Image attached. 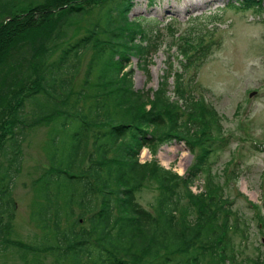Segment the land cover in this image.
<instances>
[{
  "label": "trees",
  "instance_id": "16d2710c",
  "mask_svg": "<svg viewBox=\"0 0 264 264\" xmlns=\"http://www.w3.org/2000/svg\"><path fill=\"white\" fill-rule=\"evenodd\" d=\"M89 2L0 0V251L13 245L12 188L21 144L30 129L45 125L50 166L38 181L31 212L44 233L20 245L22 264H47L46 254L50 264H173L183 255L187 264H224L232 250L217 258L212 247L232 248L231 202L209 184L202 193L190 188L208 168L218 115L193 93L195 79L185 81L181 74L200 65L211 44L199 38L195 47L184 37L179 72H171L169 62L156 88L138 90L128 66L135 57L147 71L158 30L138 18L128 21L131 0H101L95 7ZM24 5L28 9L17 13ZM262 5L234 0L228 6ZM45 21L51 25L36 27ZM88 50L82 84L73 88ZM217 137L222 144L229 138ZM173 141L200 150L184 175L155 157L139 162L143 146L155 154L157 146ZM230 173L237 179L238 172ZM147 180L158 191L152 212L135 196ZM179 187L196 207V218L179 211Z\"/></svg>",
  "mask_w": 264,
  "mask_h": 264
},
{
  "label": "rangeland",
  "instance_id": "374dc122",
  "mask_svg": "<svg viewBox=\"0 0 264 264\" xmlns=\"http://www.w3.org/2000/svg\"><path fill=\"white\" fill-rule=\"evenodd\" d=\"M87 1H90L88 6L95 7L101 0H84V3ZM232 1L131 0L128 21L138 18L144 25L158 30L153 34L158 49L149 59L147 71L138 66L135 57L131 58L128 68L132 69L136 89L156 88L169 62L171 72L178 71L179 60L183 58L181 41L193 42L196 47L202 38L203 42L211 44L210 53L200 65L181 73L185 81L195 79L193 93L208 102L218 115L211 125L216 136L214 151L209 154L207 170L195 181L202 185L201 193L209 184L231 202L227 223H232L228 237L232 248L229 251V247L220 248L215 244L212 254L219 258V253L230 255L232 250L233 257L224 264H253L257 258L264 260V0L262 9L256 10L228 6ZM19 9L17 13L28 8L24 5ZM49 24L50 21H45L36 27ZM136 38L139 37L136 35ZM90 54L88 50L84 55L73 88L81 86ZM168 82L174 90V73ZM70 129L62 132V140L68 139ZM49 131V126L34 127L21 144L22 162L12 188L15 206L10 211L13 245L0 251V264H22L20 245L40 240L44 233L32 220L31 212L37 202L38 181L50 166ZM221 135L229 136L224 144L217 141L220 138L217 136ZM198 153L199 149L191 151L183 141H173L157 146L154 155L143 151L141 162L155 156L161 166L182 176ZM1 162L4 160L0 156ZM231 171L238 172L237 179L232 178ZM178 191L179 211L186 218H196V207L182 197L181 187ZM157 194L156 185L149 180L135 191L136 201L151 212ZM218 218L220 221L221 217ZM185 257L173 264H187ZM44 258L47 264L52 261L48 254Z\"/></svg>",
  "mask_w": 264,
  "mask_h": 264
},
{
  "label": "bare ground",
  "instance_id": "6f19581e",
  "mask_svg": "<svg viewBox=\"0 0 264 264\" xmlns=\"http://www.w3.org/2000/svg\"><path fill=\"white\" fill-rule=\"evenodd\" d=\"M143 150H144V146L141 148L140 152H142ZM140 152H139V153H140Z\"/></svg>",
  "mask_w": 264,
  "mask_h": 264
}]
</instances>
